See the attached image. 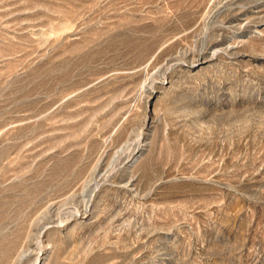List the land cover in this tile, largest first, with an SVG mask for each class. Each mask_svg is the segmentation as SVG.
<instances>
[{
  "label": "rangeland",
  "instance_id": "rangeland-1",
  "mask_svg": "<svg viewBox=\"0 0 264 264\" xmlns=\"http://www.w3.org/2000/svg\"><path fill=\"white\" fill-rule=\"evenodd\" d=\"M0 264H264V0H0Z\"/></svg>",
  "mask_w": 264,
  "mask_h": 264
}]
</instances>
